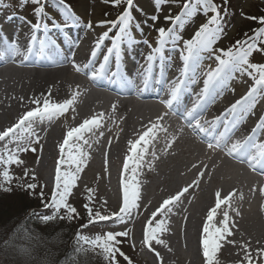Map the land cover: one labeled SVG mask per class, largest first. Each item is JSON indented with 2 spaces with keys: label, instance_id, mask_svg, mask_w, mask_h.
Masks as SVG:
<instances>
[{
  "label": "snow or ice",
  "instance_id": "snow-or-ice-1",
  "mask_svg": "<svg viewBox=\"0 0 264 264\" xmlns=\"http://www.w3.org/2000/svg\"><path fill=\"white\" fill-rule=\"evenodd\" d=\"M105 5L118 9V14L112 19H101L93 22L88 19L91 15L85 5V15L81 16L74 10L70 0H0V62H18L20 66L28 65L30 57L36 60L51 59L61 54L68 47L65 61L71 63L77 73H84L92 81L106 78L110 83H117L122 88H147L150 82L164 86L166 98L159 102L168 110L150 119L141 131L126 142V153L123 156L122 167L118 177V199L116 210L107 208L106 199L97 206L96 189L85 186L82 207L85 215L82 217L70 198L75 197V189L81 174L89 166L93 143H99L104 137L108 121L116 125L119 139L124 129L117 124L118 106L113 104L111 112H97L74 127H68L63 133L62 140L56 145L58 149L54 167V187L49 200H44L45 193L37 182L35 172L23 167L21 175H16L15 167L25 165L21 154L43 151L42 138L37 127L43 124L51 125L65 115L70 109L75 113L74 105L80 95L72 91L70 98L62 101L52 99V91L30 99V106L19 114L15 122L0 130V193L8 195L19 194L39 196L43 207L51 210L47 214L30 213L28 219L36 217L41 224L56 220L72 223L83 220L74 235V245L70 249L76 259H70L65 253V264H90L92 258H102L103 264H134V261L123 251L126 238L132 236L127 225L137 216L143 215L151 206V201L143 203L141 177L147 172L156 170L157 161L161 156L175 155L171 149L180 139L184 128L191 130L200 141L206 144L209 152H222L238 163L246 164L252 171L259 170L264 175V10L259 15H248L243 10L240 15L247 20L256 21L260 26L252 34H245L244 39H238L228 47L218 43L227 35L226 17L229 15V0H147L152 12L149 14L138 0H102ZM173 8L177 9L175 14ZM25 10H27L25 12ZM137 13L146 17L144 23L152 21L155 29V43L142 39L149 51L144 54V62L139 65V72L129 76L122 73L120 65L122 57L128 53L131 46L137 43L135 31H143ZM163 15H160V14ZM109 13L105 12L107 17ZM197 16L202 21L193 29L189 38L181 34V29ZM159 20L167 21L169 26H157ZM17 24L12 39L8 37L5 28ZM19 24L27 26V44L19 42ZM82 27L86 32L96 28L105 29L94 40L83 64L76 62L75 50L80 46L81 38L72 37L70 29ZM107 42V43H106ZM166 52H178L181 67L178 75L169 79L165 74V65L171 66V55ZM101 57V59H97ZM19 58V59H18ZM205 59L213 60L206 69L203 68ZM110 60L113 64L110 66ZM63 62H61L62 64ZM32 66H38L33 64ZM202 77V87L195 93V101L191 107L183 104V97L191 93V86L198 83L197 77ZM239 81L246 86V91L234 102L230 103L220 115L211 120H205L203 113L209 106L222 99L226 93L235 94L234 83ZM78 88V86H77ZM21 100L24 97H20ZM169 113L178 115L184 126L176 132H169V126L162 121ZM253 119L254 125L250 132L238 139H233L242 122ZM125 118L119 117L120 121ZM261 133L260 141L253 137ZM165 136L162 152L156 151L160 134ZM178 133V134H177ZM113 137L109 136L107 144L110 148ZM104 171H109V152L103 154ZM39 163V160L36 161ZM203 163V162H201ZM193 164L192 168H197ZM207 164H203L195 179L174 194L167 195L145 218L141 229V245L148 252L154 253L158 264H164V258L156 246L168 247L164 235L169 232V217L174 210L181 209L189 190L199 189L206 175ZM211 179V172L207 173ZM99 179V177H97ZM254 193L256 189L252 190ZM259 195L264 199V186L259 188ZM236 190L226 194L221 190L214 192L213 204L207 209L202 220L199 238V251L202 264H221L218 253L225 243L238 246L242 256L236 264H264V246L253 248L251 241L241 242L230 239L236 228L230 212L240 215L239 209L233 207ZM241 199L243 196L241 194ZM189 204L191 200L187 201ZM264 212V204H261ZM189 217L184 215L187 223ZM101 223L118 224L120 230L111 227L101 228L97 233L85 234L84 230ZM20 243L6 240L0 243V264H31L34 257L35 245L32 230L27 227V220L22 221L13 234ZM259 244V241H257ZM135 247V245H132Z\"/></svg>",
  "mask_w": 264,
  "mask_h": 264
},
{
  "label": "rangeland",
  "instance_id": "rangeland-1",
  "mask_svg": "<svg viewBox=\"0 0 264 264\" xmlns=\"http://www.w3.org/2000/svg\"><path fill=\"white\" fill-rule=\"evenodd\" d=\"M260 1L262 3H260L258 0H229V6H228L229 15L226 17L227 26L225 29L227 35L222 39L221 42L218 43L217 47H219V46H223V47L230 46L231 40L235 36L236 29L245 21V18L240 15V11L243 10L245 13H247L252 8V6L254 5L255 2H257L259 4H264V0H260ZM4 3L5 4L8 3V0H4ZM70 3L73 5L74 10L77 11V14H79L81 16L85 15V5H87L89 11L91 12V15L88 16V19H92L94 23L98 20H101V19L115 18L118 14V9H114L110 5H105L104 3H102V0H70ZM138 3L145 8L146 12L151 14L152 7L150 4L147 3V0H138ZM2 7H3V5H0V8H2ZM26 11L27 10H25V12ZM176 11H177V9L173 8L174 14ZM105 12L109 13V15L107 17L104 16ZM160 15H163V14L161 13ZM137 16H138V19L141 23V27H142L143 31L141 32L140 30H136V32H135L136 40L139 41V40H142L145 38L151 42H154L155 37H156V32H155V29L152 27V21L148 20L147 24H145L144 20L146 19V17L140 16L138 13H137ZM202 19L203 18L200 16H197L196 18H194L192 21L187 23L181 29V34L185 38H189L191 33L193 32V29L198 26V24L202 21ZM160 22H163L162 23L163 26L165 25L164 20L157 21L156 25L162 26L161 24H159ZM95 30L104 31L105 29L96 28ZM12 34H13V31H12ZM85 44L81 45V47L83 46L81 48V51L87 50ZM142 45L146 46L144 44H142ZM11 69L12 68H8V69L0 72V78H2V79H4V78L14 79V77H16L17 72H15L14 70H11ZM13 69L22 71L21 69L16 68V67ZM19 73L21 74V72H19ZM0 84L2 85V83H0ZM77 86H78V88H77ZM60 87L63 88V84L60 85ZM67 87H70V89H68V91L64 93V96L61 99V101L63 99H66V98H70L72 91L78 90L80 95L77 98V102L79 103L77 105V109L82 111V113H84V115H86V117L91 116L94 113L100 112L104 108L106 109V107L108 105H109V107H111V105L107 102V99H104V100L103 99H96V98H98V96L93 94V92L86 85L84 86L77 79L74 81H70L69 85L67 84ZM127 104L128 105L125 108L126 112L131 110L130 115L135 118L136 122L139 120L138 123H140V124H137L136 126H135V124H133V126L129 130L131 135L133 134V138H134L135 134L142 130L143 125H145L150 119L154 120L156 118V116L159 114L155 110L148 109V108H146V109L142 108V111L137 112L135 110V105L133 104V101H130V103H127ZM103 105H104V108L101 109L100 107ZM82 106H83V109H82ZM125 110H121V111L117 112V124L119 125L120 128H123V129L125 127V125H124L125 122H124V120L120 121L119 117L120 116L124 117V115H125L124 111ZM109 112H111L110 108L108 109L107 113H109ZM75 113H76V111H75ZM73 114L74 113L70 109L67 112L68 117L66 118V120L65 119L64 120L68 121L70 119V116H72ZM64 120H62V117H61L58 120V124L60 122H61V124H63L62 122H64ZM162 123H164L166 125V123H168L167 119H164V121H162ZM117 132H118L117 126L113 125L112 131L107 133L102 138L100 143L96 145L94 158H93L94 163L98 166V169L96 171H100L102 174H106L108 179H110L112 186L117 185L118 174H119V171L122 167L123 156L126 153V147H127V145H126V147L124 148V151L120 154L112 152L111 147L114 146L115 134ZM160 135H163V133H161ZM109 136L113 137V143H112V146L110 148L108 147V144H107ZM164 143H165L164 140H159V145H158L159 149H156V151L158 153L162 152ZM187 146L188 145L186 143L174 145V147L171 149V151L175 152V155H168L166 157L161 156V159L159 161H157L156 170L151 172V176L150 177L147 176V174L145 172L143 177H141V179L143 181V187L142 188L145 190L144 191L145 196L143 197V203L147 204L148 201H151L152 203H151V206H149L147 213L144 212L143 215L137 216L134 221H132L128 224V228L131 229V231H132V236L135 233L136 236L139 238L140 243H141V229H142L143 223L145 222V218L147 217V215L150 214V212L152 210H154V208L158 205L159 202L162 201L163 198H165L167 195L171 194V189H169L167 187V184L165 182L168 179L167 177L170 175H175L174 177L177 180L175 182V184L172 186L173 187L172 191H174L175 189H178L180 187L182 188V186H184L185 183L189 179L193 180V178L191 177V175H193L192 170H195V171L197 170L195 168H192L193 164L198 165V164H200L199 162L202 161L204 164L208 165V168L205 170L206 174L208 172H211V178L216 177L215 178L216 183L230 184L229 187H233V188L240 190V193H238L239 197L241 196V194H242V196L250 195V197H251V189L244 188L250 184V181L243 178V174L240 173V171H237V178L234 179L232 176L230 177L227 174V171L224 169L225 167L220 166L219 164H213V166H211L210 163H207L208 159H207L205 154L202 156L201 155L202 153L200 154V152H198L196 150L195 151L193 150L192 153L187 152L188 150L184 149ZM106 150L109 152V171L108 172L104 171V164H103V160H104L103 154ZM38 151L35 153L28 152V153L21 154V158L24 159L26 163L24 166H20V167L14 166L16 175H21L23 167H25V166L32 170L33 167L37 165L36 155H37ZM175 158L177 159L176 162L171 161V160H174ZM45 163H47V162H45ZM178 163H179V165H178ZM201 166H202V164L198 165V167H201ZM54 167H55V161L49 160L47 163V169H48L47 174H44V176L41 175L39 172H38V175L36 174L37 182L40 185H43L42 184V183H44L43 180L45 179V181H46L48 179V176H50V178H51V176H53L51 174H52V172H54ZM88 167H87L88 169L86 168V170L81 174L82 177L87 176L89 174V170L91 168H93L92 163H90V165ZM94 167H96V166L94 165ZM199 169H201V168H199ZM92 172H93V170H92ZM232 178L234 179V181H232ZM181 180L183 183H181L178 186V182H180ZM101 181H102V178L100 180L98 179V181L95 185V189L97 190L96 191V197H97V201H98V203H97L98 207L100 206V204H99L100 201H102L104 199H106L107 201L109 200L108 195L105 192L111 193V192L107 191L108 189L104 186V183H102ZM207 181H209V179H208V176L205 175L203 181L201 182V185H203ZM240 182H241V184H243V186H244L243 188H241L239 186V185H241ZM47 184H49L48 181H47ZM235 184H236V186H234ZM50 186H52V185H50ZM89 187H92L91 183L89 184ZM52 189H53V187H51V189H50L49 186L48 187L45 186L43 188V191L45 193V196H44L45 201L50 199V194L52 192ZM40 190H41L40 188H38L36 190L37 191L36 196H29L27 194H25L24 196H20L19 194L8 195L6 193H0V243H3L6 240H11L13 243H20L21 242L19 240H16L15 236L12 235L13 229H15L17 227V225H19L22 221H24V217H25V209L24 208L26 206H28L29 204H38L37 200H39L40 203H43V201L41 200V198L39 196ZM162 191H164L163 194H162ZM78 192L76 193L74 198H71V202L77 207L78 211L80 212L81 216L83 217L85 215V211H84L82 205H83V203H85V199H84L85 193H84V190L81 192L80 191H78ZM201 192H202L201 189H197V190L193 191L187 198L189 200H191V202H192V200H194V199L196 200L198 198V196ZM117 196H118V194H116L115 200L118 199ZM210 197L214 198V192L211 193ZM258 199H260L261 201L264 202V199H262L261 196L259 195V190H257L256 193L252 194V200L250 198V202H248L250 209H251V201L254 202ZM235 203H236V201H235ZM235 203H233V205ZM257 208H260V207H257ZM112 209L115 210L114 207ZM260 210H258L259 213L256 212L254 219H260V217L263 216ZM50 211L51 210H49V209L42 208V209H35V211H32V212H36L37 215H39V214H47ZM32 212H29V213H32ZM144 214H146V215L144 216ZM249 214H251V212H249ZM22 215H24V216L21 219ZM232 215H233L232 218L236 220L235 221L236 227L243 226L245 223H247L244 220L246 218V214H243L240 212L239 216L234 217L235 213H232ZM183 217L177 218V219H172V220L169 219V229L170 230H169L167 235H164L163 238L166 239V241L168 243V247H170V248L175 247L181 239L180 237H178L177 233L175 232V229L182 223ZM139 220H140V223H139ZM75 222H77V225L79 226V224L83 223L84 221L80 220V221H74L72 223H68L66 221H60V222L54 221V222L49 223V224H52V230H49L48 229L49 227H45L43 229H34V227H32L31 230H32L33 239L31 241V244H33V240H35V239L39 240L42 238L44 241L43 245H45L46 251L44 252V251H42L41 248H39V246H41L42 244L35 245V251H34L35 259H33L31 264H55V263H53L54 262L53 258L55 256V253L59 249H61L63 251L58 252V255H61V254H63L64 251H67L69 248V243H68L67 237L69 238L71 235L72 236L75 235L74 232L77 231V228L75 229V224H74ZM261 222L264 225V219ZM138 223H139V226L137 227ZM248 224H251V222H248ZM38 226H40V225H38ZM96 229L99 230L101 228L98 225H96L94 227L90 226L88 229L84 230V233L85 234L97 233ZM51 231H52V234L50 235ZM132 236L130 238L125 239V243L123 245V251H125V253L133 259L134 264H158V262L155 259L154 253L148 252L145 248L142 247V245L140 247L136 246L135 238L133 239ZM132 245H135V247H132ZM160 247L165 250L166 258H168V259L164 258V264H185V262L188 261V259H190V258L185 256L184 260L180 261L182 263H179V260H181L180 256L176 260H174L175 258H169V257H167V250L168 249L165 247H162V246H160ZM161 248L157 249V250L160 251L161 255H163ZM181 250H183V247L181 248ZM183 252H181V253H183ZM41 257H42V259L40 262ZM89 257H90V254H89ZM96 261L98 262V264H103L102 258L96 257ZM3 264H7V262H3ZM122 264H124L123 261H122Z\"/></svg>",
  "mask_w": 264,
  "mask_h": 264
},
{
  "label": "bare ground",
  "instance_id": "bare-ground-1",
  "mask_svg": "<svg viewBox=\"0 0 264 264\" xmlns=\"http://www.w3.org/2000/svg\"><path fill=\"white\" fill-rule=\"evenodd\" d=\"M162 23L163 22H160L159 24H161L163 26ZM158 26H160V25H158ZM6 29H5V31L8 34H11L12 29H8V30H6ZM27 32H28L27 26L20 24L19 25V42L22 45H26L28 42L27 37H26ZM101 32H102L101 30H94L91 32H86L83 29L78 34L73 33L71 36L72 37H80L81 38L80 44H82V45H84L86 43L85 46H87V50H88L87 54H88L95 38ZM139 46L141 47V49H140L138 55H136L134 57V60L132 58H129L128 61H126L124 63V64L127 63L131 66L130 67L131 68L130 73H132L133 75H135L139 72V69L136 70L138 67L137 65L138 64L140 65L144 62V54H146L149 51V49L145 46L143 47L141 43H139ZM61 47L63 48L64 44H62ZM79 47H81V45ZM77 52H78V50L76 49L75 50V56L77 55ZM79 53H81V51H79ZM168 55H171V57H172L171 66L169 67L166 64L165 65V72L169 74V77H171V76H174L175 72L178 71L179 68L181 67V61L179 60V53L178 52H171V53L168 52ZM208 61L209 60H207L206 63ZM30 62H32V61H30V59H29L28 65ZM2 63H0L1 67L3 65L8 64V63H4V62H2ZM135 63H138V64L135 65ZM18 65H20V64L18 63ZM133 65H135V66H133ZM11 68H12L11 70H14L15 72H17L16 77H14V79H8V78L2 79V78H0V83H2V85L0 84V130H2L3 128H5L7 126H10L11 123L15 122L18 115L22 114L30 106V99L32 97L39 96L41 94L47 95L49 89H51L52 99L59 102L63 98L64 93L67 92L68 89H70V87H67V84L69 85L70 81L80 79L79 76H76L77 75L76 73H73L67 69H58V70L55 69L54 71H39V70L27 71V70H24L25 68L22 69V68H20V66H16V68H19L22 70V71H20V70L13 69V67H11ZM42 68H54V67L44 66ZM19 72H21V74ZM126 73H128L127 70H126ZM197 79H198V82L202 81V77H200V76H198ZM78 81H81V83L84 86L87 85L81 79ZM62 84H63V88L60 87V85H62ZM95 86L100 87V85L98 86L97 84ZM199 86L200 87L202 86L201 82L199 83V85L197 83L196 85L191 86V88L193 90H195L194 93L192 94L193 97H195V93H197L200 90ZM161 87L164 88V86H162V85H161ZM234 87L236 89L235 94L226 93L222 99L218 100L215 104L209 106V109H207V111L203 114V117L206 115H209V114H211V115L219 114L221 111H223L224 108H226L230 103H232L236 99H238L246 91V86L241 84L239 81L234 83ZM92 92H93V94L97 95L96 92H94V91H92ZM192 96L188 95L187 98H191ZM20 97H24V99L21 100ZM102 97L104 98L105 96L99 95L98 98H96V99H101ZM108 102L111 106L113 104H116L118 106L117 112H119L121 110H125V108L128 105L127 103H130V101H128V102L124 101L123 103H117V102H114L111 100H109ZM151 102H155V99L150 101V104H134L135 110L138 112V111H142V108H145V109L148 108V109H153L156 112H158L157 111L158 110L157 104H151ZM78 104L79 103L76 102V104L74 105L76 108V113H74L72 116H70V119L68 121H65L66 118L68 117L67 113H65V115L62 117V120L65 119L64 122H62L63 124H61V122L58 124V120H57L56 122L52 123L51 125H48L45 123V124L37 127V131L39 132V134L42 138L43 151H40L38 148L39 151L36 155V160H39V163H37V165L34 166L32 169L35 172V174L38 175V172L43 176H44V174H47V172H48L47 171L48 170L47 169V163L49 160L56 161L57 154H58V149H57L56 145L62 140L63 133L67 130L68 127H74V126L78 125L80 122H82V120L84 118H87L86 115H84V113H82V111L77 109ZM100 108L103 109L104 105L101 106ZM82 109H83V106H82ZM105 111H107V110L104 108L100 112H105ZM124 113H125V115H124V118H125L124 119V122H125L124 123V125H125L124 131L120 132L118 140L115 138L114 146L111 147V150L113 153L120 154L124 151V148L126 147L127 140L130 138H133V134L131 135L129 130L131 129L133 124H135V126L137 124H140V123H138L139 120L136 122L135 118L130 115L131 110H129L128 112H126V110H125ZM105 114L107 115L108 113H105ZM253 125H254V121H253V119L250 118L247 121L242 122L239 129L243 133L247 130H251ZM107 126L110 127V125H107ZM177 130H178L177 128H174L172 130H169V132H176ZM104 131H105V133L106 132L108 133V131L106 129ZM183 134L185 136L187 135V137H188V135H190L188 132H184ZM240 135L241 134H239V133L237 134V132H236L233 139H237ZM255 136L257 138H261V133L257 132ZM161 140L165 141L164 134L162 135ZM184 141H187L189 144L186 148H184L185 150H188L187 152L192 153L193 150L194 151L196 150V151L200 152V154L202 153L201 154L202 156L204 154H206L205 151L200 149L191 140H186L185 137H183L182 135L180 136V139L177 141V143L175 145H179L181 143L185 144ZM99 142H100V140H99ZM97 144L98 143H93V146L90 150L92 158L89 161V165H90V163H92L93 168H91L89 170V174L87 176L82 177V179L80 181H78V187L74 191L76 194L84 186H86L90 183H91V186L93 188H95V185L98 181L97 177H99V180L102 178L101 182L104 183V186L108 189L107 191L111 192V193L105 192L108 195V199H109L108 204H107V208L110 209V208L114 207L116 210L118 207V204H119V199L115 200V196H116V194H118V181H117V185L112 186L111 181H110V179H108L106 174H102L100 171H96L98 169V166L94 163L93 158H94V153H95V147ZM158 145L159 144H156V149H159ZM207 159H208L207 163H210L211 166H213V164H219L220 166H225L224 169L230 175H233L234 179L237 178V174L235 175L234 173H237V171H242V168L237 167L236 163H229L226 161H222V159H218V158H214V160L210 162L208 157H207ZM171 161L176 162L177 159L175 158L174 160H171ZM45 162H47V163H45ZM201 162H199V163L202 164V166H203L204 163H201ZM200 164H198V165H200ZM94 165L97 168L94 167ZM178 165H179V163H178ZM202 166L195 168V169H197L196 171L192 170L193 175H191V177L193 179H195L196 175L200 171L199 168H202ZM92 170H93V172H92ZM145 172H146L147 176H149V177L151 176V172H147V171H145ZM51 175H53V176H51V178H50V176H48V179L46 181H45V179L43 180V182H44V183H42L43 185H45L47 187L48 186L50 187V185H52V186L54 185V172H52ZM174 176L175 175L168 176L167 177L168 179L165 181L167 184V187L169 189H171V194H174L178 189L181 188L180 187V188L172 191V189H173L172 186L177 181ZM118 177H119V174H118ZM215 178L216 177H212L209 181H207L203 185L200 184L199 189H201L202 192L199 194V196L196 200L195 199L192 200L191 204H189L187 202L189 200L187 197L193 192V190L190 189L189 194H185L186 199H185V202L183 204V207L188 209L187 213L183 212L181 209L174 210L176 212H179V218H182L184 215H187L189 217V219H188L186 224L183 220L182 223L175 229V232L177 233L178 237H180L181 239L175 247H171V249H172L171 252H169L167 250V257L175 258L174 260H176L180 256L181 260H179V263H182L180 261L184 260V258L186 256L190 259H188V261H186L185 264H202L201 253L199 251V238H200V232H201V227H202V220L206 215L207 209L213 204L214 198L210 197L211 193L215 192L218 189L222 191V194H226L227 192L235 189L236 190V196L234 197L233 203H235V201H236V203L233 205V207L238 208L239 212L246 214V218L244 220L247 223H245L243 226L236 227L234 229V234L232 237H230V239L236 240L237 244H239L241 242L251 241L253 248L264 246L263 245L264 244V225L261 222L264 219V212H262L260 210L261 204H264V202L261 200H256L254 202L251 201V209H250L249 203H248V202H250V198H251L250 195H244L243 199H241L238 196V193H240V190L233 188V187H229L230 184L216 183ZM233 178H232V181H234ZM47 181L49 182L50 185L47 184ZM191 182H192V180L189 179L185 183L184 186H186V184L191 183ZM181 183H183L182 180L180 182H178V186ZM258 183L261 185V187L264 186V178H261ZM240 184H241V182H240ZM184 186H182V187H184ZM234 186H236V184ZM144 191L145 190L142 188L143 197L145 196ZM163 193H164V191H162V194ZM251 200H252V198H251ZM257 207H260V208H257ZM258 210L261 211L263 216L260 217V219H254L256 212L259 213ZM249 212H251V214H249ZM232 213H235V212H232ZM232 213L230 214L231 216H233ZM145 215L146 214H144V216ZM235 216H236V214L234 215V217ZM175 219H177V218H175ZM140 220H139V223H140ZM233 220L236 221L235 219H233ZM248 222H251V224H248ZM139 223H138L137 227L139 226ZM119 228H121L120 225H119ZM167 234L168 233H166L165 235H167ZM132 237H133V239L135 238L136 246L140 247L141 246L140 240L136 236L135 233L133 234ZM257 241H259V244H257ZM180 247L181 248L183 247V250H181ZM156 248L160 249L161 247L156 246ZM161 251L163 252L162 257L165 259H168V258H166L165 250L161 248ZM181 252H183V253H181ZM218 256H219V259L221 261V264H236V262L241 259L242 253H241L238 246H233V245H229V244L225 243L224 246L222 247L220 253H218Z\"/></svg>",
  "mask_w": 264,
  "mask_h": 264
},
{
  "label": "trees",
  "instance_id": "trees-1",
  "mask_svg": "<svg viewBox=\"0 0 264 264\" xmlns=\"http://www.w3.org/2000/svg\"><path fill=\"white\" fill-rule=\"evenodd\" d=\"M217 3H222V0H217ZM262 10H264V4H259V3H257V2H255L254 3V5L252 6V8L246 13V14H248V15H253V14H255V15H259V14H261V12H262ZM260 25L256 22V21H251V20H247V19H245V21L236 29V33H235V36H234V38L232 39V44L236 41V40H238V39H243V38H245V34L247 33V34H249L250 35V33L251 32H253V30L254 29H256L257 27H259ZM20 199V198H19ZM31 204H29L28 206H26L24 209H27L29 206H30ZM47 227H49L48 229L49 230H52V227H50V226H47ZM55 228V227H54ZM52 234V231H51V233H50V235ZM49 235V236H50ZM33 244L34 245H40V244H42L41 246H39V248H41L42 249V251H46V249H45V245H43L44 244V241H43V239L41 238V239H39V240H37V239H35V240H33ZM59 251H63V250H61V249H59L56 253H55V256H54V263L55 264H62L61 263V261H65L64 260V256L61 254V255H58V252ZM43 257V256H42ZM42 257L40 258V262H41V259H42ZM91 264V263H90Z\"/></svg>",
  "mask_w": 264,
  "mask_h": 264
}]
</instances>
